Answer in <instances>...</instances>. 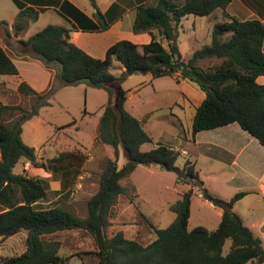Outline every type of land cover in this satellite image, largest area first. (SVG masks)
I'll return each instance as SVG.
<instances>
[{
  "label": "trees",
  "instance_id": "obj_1",
  "mask_svg": "<svg viewBox=\"0 0 264 264\" xmlns=\"http://www.w3.org/2000/svg\"><path fill=\"white\" fill-rule=\"evenodd\" d=\"M13 1L18 11L12 29L17 34L37 19L39 12L47 8L44 6H54L61 16L73 21L72 27L48 24L27 39H17L16 53L55 69L59 85L84 82L92 87H105L118 79L110 70L113 61L124 68L120 76L126 74L125 69H143L152 77L188 80L204 93L192 116L191 138L201 130L237 123L264 146V83L257 82V77L264 75V22L228 14L226 7L231 0H137L132 31H148L150 41L137 44L127 39L117 40L106 49L103 58L93 57L73 43L70 31L73 28L106 30L112 21H107L104 14L98 11L93 21L68 0ZM95 1L89 0L96 8ZM242 1L264 18V0ZM215 9H221L227 19L212 25L208 44L183 58L176 35L180 20L187 15L207 16ZM0 25L7 26V23L0 20ZM155 29L160 37L153 32ZM5 33L11 35L7 27ZM162 40L167 42V47ZM213 58L219 62L200 65L201 60ZM0 74H18L16 64L2 46ZM17 91L33 96L34 101L29 109L0 104V244L6 237L23 230L25 249L18 255L1 257L0 264H65V258L58 252L61 242L57 235L72 229L85 230L95 246V263L80 264H246L249 261L264 264L261 240L232 209L246 191L237 192L229 199L221 198L203 187L193 162L186 159L182 166L176 164L179 152L174 148L158 144L145 149L152 139L140 120L125 109L126 90L121 86L101 107L95 139L111 146L114 157L105 160L98 187L86 200L85 216L57 205L42 206L41 201L47 198L48 192L46 179L15 172L13 168L25 160L36 168L48 170L49 164L72 156L74 151H61L47 162L37 159L35 148L21 138L22 124L49 104V93H39L25 81L19 82ZM15 110L17 117L9 124L4 123L2 115ZM75 122L72 120L60 127ZM119 148L127 154L121 166H118ZM139 164H156L175 173L178 183L189 186L168 206L175 214L169 225L160 228L148 221L155 237L145 244L127 238L122 230L112 235L106 232L119 195L128 196L129 191L130 201L137 197L134 185H124L122 180ZM195 185L200 188L202 198L222 209L214 229L188 226Z\"/></svg>",
  "mask_w": 264,
  "mask_h": 264
},
{
  "label": "rangeland",
  "instance_id": "obj_2",
  "mask_svg": "<svg viewBox=\"0 0 264 264\" xmlns=\"http://www.w3.org/2000/svg\"><path fill=\"white\" fill-rule=\"evenodd\" d=\"M84 1L76 0L77 4H83ZM234 8L235 5L232 4L226 12L229 14ZM17 11L18 8L13 0H0V20H4L10 27H12ZM226 19L227 16L221 12V9L213 16L187 15L182 18L177 29V42L180 44L181 54H190L208 44L210 27L215 22ZM48 24L68 26L67 21L55 11L47 10L39 13L36 20L27 24L20 38L27 39ZM6 27L0 25V46L5 48L9 56L21 63L37 61L43 66L39 60L16 53L18 34L15 37L16 32L12 29L11 35H6ZM153 32L160 37L156 29ZM162 43L167 47L165 40H162ZM217 62L219 59L216 58L205 59L200 61V65L208 66ZM44 68L51 74L47 87L39 93H49L47 99L49 104L42 106L36 115L22 124L21 138L25 144L35 148L37 159L40 161L47 162L49 158L61 151H74V154L59 162H52L48 170L36 168L25 160H20L13 170L46 179L48 192L47 198L41 201L42 206L57 205L80 217L85 216L86 200L98 187L99 175L105 160L114 157L112 147L97 142L95 135L101 107L113 98L119 86L126 90L125 109L140 120L144 131L149 136L151 134L154 139L161 134L165 139L173 136L174 127H177V124L170 122L172 117H179L185 129L191 126L195 105L200 102V99L190 93L192 91L190 87L195 89L199 96L204 97V93L197 85L187 80L177 82L170 76L152 77L148 72L139 71L131 74L126 72L125 75L120 76L121 66L117 61H113L110 70L118 79L102 88L92 87L84 82L59 85L55 69ZM15 85L12 81L7 84L0 82V104L18 105L22 109H29L34 97L19 93ZM182 91H189L192 96L184 98ZM17 115L16 110L9 115L3 114V122L9 124ZM72 120L76 122L60 127ZM126 159V151L121 148L118 163ZM186 159L192 160V157L179 155L176 164L182 166ZM205 163L206 161L200 162L199 159V164L204 165ZM198 176L203 182V187L212 193L202 176L199 174ZM131 182L136 184L138 198L130 201L129 196H132V193L129 191L128 196L119 195L106 232L107 235H112L122 230L127 238L139 240L145 244L155 237L148 221L160 228L169 225L175 214L168 206L177 200L188 186L178 183L175 173L163 170L156 164L149 167L137 166L127 178L122 180L124 185H129ZM224 189L220 195L219 193L213 194L229 199L239 191H235L232 195L231 190L233 189ZM196 190H199V197L202 198L200 188L195 185L192 188L189 227L203 225L208 229H214L217 221L213 219L210 210L196 204V196H194ZM245 194L234 202L236 204L235 206L233 204V211L236 207L238 212H244L246 203L250 197H253L245 196ZM25 236L26 232L22 230L3 239L0 244V258L22 253L25 249ZM57 238L61 242L58 252L65 258V264L95 263L93 239L85 230L63 231L57 235Z\"/></svg>",
  "mask_w": 264,
  "mask_h": 264
},
{
  "label": "crops",
  "instance_id": "obj_3",
  "mask_svg": "<svg viewBox=\"0 0 264 264\" xmlns=\"http://www.w3.org/2000/svg\"><path fill=\"white\" fill-rule=\"evenodd\" d=\"M68 1L82 10L93 21L97 19L98 11L99 13L104 14L107 21H112L110 22L109 27L103 31H83L74 28L70 31V40L93 57L103 58L106 49L120 39H127L137 44L147 43L151 39V33L148 31L139 33L132 31V23L134 19L133 7L137 3V0H96V8L90 4L89 0H85L83 4H77L76 0ZM180 1L181 0H176V2ZM112 4H114V7L111 9L110 7ZM232 4L235 5V8L230 11V15H234L239 19L258 18L264 22V18H260L256 13L249 9L242 0H231L227 5L226 10ZM44 7L47 8L39 13L53 10L61 16L54 6ZM216 12H219V9H215L211 14L207 15V17L210 15L213 16ZM61 17L67 21L68 26L66 27H72L73 21H68L63 16ZM7 28L11 32L12 27L7 25ZM16 35L17 33H15V37ZM20 35L21 33L18 34L17 37L20 38ZM178 47L181 53L179 43ZM191 54L192 53L181 55L183 58H187ZM13 61L18 68V74H0L1 83L7 84V82L12 81L16 84L15 86H18L19 82L25 81L37 92H40L47 87L51 73L41 66L40 63L37 61L22 63L17 60ZM123 69L124 68L121 67V71ZM180 80L182 82L185 81L184 79ZM257 82L264 83V75L257 77ZM188 87L190 86L188 85ZM190 89H192L190 93H193L194 97L199 98L201 102L204 97L199 96V93L192 87H190ZM181 93L184 98L192 96L189 91H182ZM200 102L195 105V108ZM167 119L169 120V118ZM141 121L142 123L144 122L143 118ZM170 122L177 124V127H174L175 131L173 136H169V138L165 139L163 138V134H161L158 138L154 139L150 134L152 142L149 143L150 145H145L144 148L150 149L158 144H164L177 150L180 156L192 157V160L189 161L193 162L196 171L205 180L212 193H219L220 195L221 191L226 187V190L233 189L231 190L232 195L235 191L243 190L247 192L245 196H253L250 197L249 201L246 203L244 212H238L236 207L234 208V212L241 217L243 223L251 229L253 234L261 240L264 249V146H262L256 138L242 130L237 123H231L210 130H201L196 132L194 137L191 138V126L185 129L180 118L177 116L172 117ZM120 152L121 148H119V155ZM199 159L200 162L206 161V163L204 165L199 164ZM126 160L119 162L118 166H121ZM151 165H148L147 167ZM131 183L134 185L137 193L136 184L133 182ZM176 192L180 193L178 190H176ZM194 196H196V204L210 210L213 219H215L218 224L222 215V209L210 201L200 198L199 190H196ZM136 198H138V193ZM134 199L135 198H133V200ZM191 205L192 198L188 226L191 216ZM196 226H193L192 228ZM246 264H256V262L249 261Z\"/></svg>",
  "mask_w": 264,
  "mask_h": 264
},
{
  "label": "water",
  "instance_id": "obj_4",
  "mask_svg": "<svg viewBox=\"0 0 264 264\" xmlns=\"http://www.w3.org/2000/svg\"><path fill=\"white\" fill-rule=\"evenodd\" d=\"M125 71H126L128 74H131V73H133V72H135V71H139V72L145 73V70H143V69H137V70H135V69H125Z\"/></svg>",
  "mask_w": 264,
  "mask_h": 264
}]
</instances>
